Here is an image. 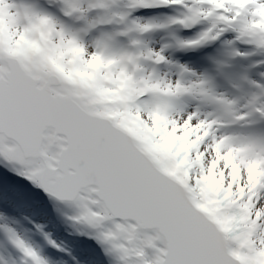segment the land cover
I'll return each instance as SVG.
<instances>
[{
	"label": "snow or ice",
	"instance_id": "1",
	"mask_svg": "<svg viewBox=\"0 0 264 264\" xmlns=\"http://www.w3.org/2000/svg\"><path fill=\"white\" fill-rule=\"evenodd\" d=\"M0 264H264V0H0Z\"/></svg>",
	"mask_w": 264,
	"mask_h": 264
},
{
	"label": "rangeland",
	"instance_id": "2",
	"mask_svg": "<svg viewBox=\"0 0 264 264\" xmlns=\"http://www.w3.org/2000/svg\"><path fill=\"white\" fill-rule=\"evenodd\" d=\"M46 209V214L36 217L35 220L43 222L45 226L53 230L60 241H63L69 247L75 249L76 252L81 251L83 247H88L94 250L96 254L102 255L100 248H98L93 241H85L84 237L76 234V227L65 219L66 215L71 214L68 210L61 208V210L58 211L57 206L52 203H47ZM66 232L69 233L68 237L65 236ZM77 241H79L80 245H77Z\"/></svg>",
	"mask_w": 264,
	"mask_h": 264
},
{
	"label": "bare ground",
	"instance_id": "3",
	"mask_svg": "<svg viewBox=\"0 0 264 264\" xmlns=\"http://www.w3.org/2000/svg\"><path fill=\"white\" fill-rule=\"evenodd\" d=\"M50 219V218H49ZM37 223L43 224V222L39 221V220H35ZM50 221V220H49ZM47 230L52 234L53 238L56 239L58 242H60V240L58 239L57 235L54 234L53 230H51L48 226H46ZM69 233L66 232L65 236L68 237Z\"/></svg>",
	"mask_w": 264,
	"mask_h": 264
},
{
	"label": "trees",
	"instance_id": "4",
	"mask_svg": "<svg viewBox=\"0 0 264 264\" xmlns=\"http://www.w3.org/2000/svg\"><path fill=\"white\" fill-rule=\"evenodd\" d=\"M78 243H77V245H80V243H79V241H77ZM96 254V253H95ZM98 255V254H97Z\"/></svg>",
	"mask_w": 264,
	"mask_h": 264
}]
</instances>
